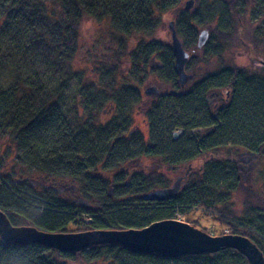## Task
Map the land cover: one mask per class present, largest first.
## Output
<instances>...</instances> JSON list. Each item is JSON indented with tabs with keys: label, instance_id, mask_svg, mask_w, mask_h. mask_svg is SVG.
Instances as JSON below:
<instances>
[{
	"label": "trees",
	"instance_id": "obj_1",
	"mask_svg": "<svg viewBox=\"0 0 264 264\" xmlns=\"http://www.w3.org/2000/svg\"><path fill=\"white\" fill-rule=\"evenodd\" d=\"M183 1L0 0V172L12 154L44 182L33 186L0 175V211L12 226L49 233H70L68 224L77 225L73 233L119 231L197 210L229 226V234L249 239L264 258V62H259L264 0H219V6L212 2L202 12L181 10L175 33L185 51L196 47V26L204 22L216 23L208 38L219 41L206 42L200 58H188L184 69L191 81L181 96L151 95L144 107L141 86L150 78L180 90L174 57L170 45L144 39L131 47L129 38L152 37L163 16ZM86 18L106 21L110 31L101 58L80 70L75 59ZM236 46L251 66L259 62L258 68L224 66L223 50ZM210 63L214 70L193 82L196 68ZM213 90L221 92L219 107L209 109L206 97ZM139 112L147 121L146 139L134 126ZM193 130L202 133L193 135ZM220 132L224 142L237 147L233 134L250 138L226 159H206L174 199L142 200L170 183L156 170L144 173L142 158L175 169L218 149ZM101 172H114L113 179ZM235 194L243 197L240 210L230 198ZM81 257L114 264H247L230 249L169 260L132 255L116 245L65 254L39 245H5L0 239V264H64Z\"/></svg>",
	"mask_w": 264,
	"mask_h": 264
},
{
	"label": "rangeland",
	"instance_id": "obj_2",
	"mask_svg": "<svg viewBox=\"0 0 264 264\" xmlns=\"http://www.w3.org/2000/svg\"><path fill=\"white\" fill-rule=\"evenodd\" d=\"M186 0H184L180 6L179 9L171 11L167 13L166 15L163 16L162 18V25L155 31V33L152 35V37H147L145 35H135L129 38L130 45L131 47L135 44H137L139 41L144 40V39H150V40H155L163 44L170 45L171 43V37H170V30L168 28V24L170 22H173L174 30H175V21L178 17V14L181 10L184 11V3ZM219 0H195L193 7L194 11H201L203 8L208 9L210 4L213 2L215 7L219 6L220 3L218 2ZM216 23H210L207 24L204 22L203 24L197 25L196 26V31L197 33L200 32L201 30H208L209 33H212L211 30L215 27ZM252 25L250 26V28ZM249 28V26H248ZM247 28V29H248ZM249 28V30H250ZM110 31V26L106 21L102 22H96L93 19L86 18L82 21L81 27H80V45H79V50L75 59V66L77 69L80 70H86L90 69L94 63L101 58V53L104 48V43L108 40V33ZM177 36V34H176ZM179 37V36H178ZM177 37V38H178ZM181 41L183 39L181 37L178 38ZM210 41L212 45L214 43H217L219 41L218 37L214 36L213 38H208L206 42ZM206 44V43H205ZM204 44V45H205ZM203 45V47H204ZM210 45V44H209ZM211 45V46H212ZM211 46L208 47L209 50H211ZM202 47V48H203ZM197 49V47L190 48L186 50V53L188 54V57L190 56H195L196 58H200L203 54V50ZM258 47V51L262 50L263 51L259 54V62H264V48ZM243 50L240 49L239 46L236 47H231L226 48V50H223L222 53V60L224 62V66H233L236 64H239L240 66L243 67H254L258 68V63L257 65L251 66V64L246 60V58L243 55ZM126 68L123 67V71H125ZM214 70L212 64H204L202 66H198L196 68V73L194 74L193 82H196L199 80V78L205 74V73H211ZM185 73L187 76H189V80L187 81L185 87H189L190 84L189 82L191 81V73L188 70H185ZM75 87L74 82L70 84L68 90L66 91V94L64 96V100L66 104H69L71 101L73 89ZM147 88H153L156 92L157 95H165L167 96L168 94H172L173 92H182L183 89L180 90H175L172 87H170L167 84L160 83L156 81L154 78H150L147 80L146 83H144L141 86V94L143 96V101L145 103L144 107H147L151 104L152 98L151 95H145L144 90ZM208 97V102L207 105L209 109H212V106L219 107V104L217 103V99L221 96L220 90H213L210 91L209 94L207 95ZM260 126V124H258ZM134 126L136 129H138L145 137L147 138V121L142 112H139L135 117H134ZM258 126L253 127V131H256V134H259L258 132ZM255 129V130H254ZM229 132V131H228ZM193 135L200 134L202 133L201 130H193L191 132ZM222 132H220L221 134ZM179 134V133H178ZM222 137H220L219 143L220 146L218 149L211 151L209 153H206L205 156H202L200 159L193 161L191 163L183 164L180 166H177L175 169H166L158 163L153 160V159H148V158H142V165H143V171L144 173L150 172V170H156L158 173L161 175L165 176L169 180V187L176 182L177 180L181 181V186L183 185L184 181L187 180L189 176H193V174L196 173L198 168L206 161V159L212 157V158H218V159H226L230 157L234 152L241 151L243 148L242 146L245 145V141H249L250 135L245 137V136H240L233 134V137L230 138L235 139V143L237 146H234L232 143H227L224 142L226 139L224 137V133H222ZM236 135V137H234ZM180 135H176V138H178ZM239 137V138H238ZM243 139V140H242ZM4 142V140H1L0 143ZM1 150L3 151V155L6 158L8 154L7 150L4 149V145L1 146ZM12 154L8 158L5 159V167L3 170L0 172L1 178H5L7 175H12V180H23V181H29L30 183L33 184V186H37L39 184H43V179H41L37 174L33 172H29L23 168L20 167V165L15 161L14 159L11 158ZM100 175L102 177H105L107 179H113L114 172H101ZM259 175V174H258ZM45 187L50 186L48 183H45ZM231 196V195H230ZM229 196V197H230ZM231 201H233L235 209L240 210L242 206V196L241 195H234L233 199L232 196L230 197ZM185 220L187 222H194L196 225V228L205 232L206 234L210 236H221L224 234H229V226H227L224 223H220L216 221L212 217H208L203 215L201 212L197 210H191L188 213L185 214L184 216ZM77 228V225L74 224H68L66 229L67 231H70V233H73V231ZM39 230L47 232V229H42L40 228ZM51 258L54 259V256L51 255ZM64 264H114V263H109L106 260H97V261H89L85 260L83 257L78 258L75 261H65L62 262ZM187 264V263H185ZM189 264H197L196 262H191Z\"/></svg>",
	"mask_w": 264,
	"mask_h": 264
},
{
	"label": "water",
	"instance_id": "obj_3",
	"mask_svg": "<svg viewBox=\"0 0 264 264\" xmlns=\"http://www.w3.org/2000/svg\"><path fill=\"white\" fill-rule=\"evenodd\" d=\"M194 0L184 3V11L193 7ZM171 37V49L174 57V68L178 77V85L183 89L189 80L184 67L188 54L177 38L173 22L168 24ZM208 39V30H201L197 36V49H201ZM145 95H157L153 88L144 90ZM179 97L181 91L174 93ZM181 188L177 180L170 187L150 191L142 197L147 202H165L174 199ZM0 239L5 245L29 246L39 245L60 253L75 254L89 246L116 245L125 252L144 256L155 254L169 260L183 256L215 254L221 250H234L243 256L247 264H264V258L258 248L247 238L239 235L210 236L205 232L175 220L154 222L142 229L97 230L80 233H49L34 227H14L3 212L0 211Z\"/></svg>",
	"mask_w": 264,
	"mask_h": 264
},
{
	"label": "built area",
	"instance_id": "obj_4",
	"mask_svg": "<svg viewBox=\"0 0 264 264\" xmlns=\"http://www.w3.org/2000/svg\"><path fill=\"white\" fill-rule=\"evenodd\" d=\"M175 220H177L179 222H184L185 221L184 217L182 215H180V214H177L175 216Z\"/></svg>",
	"mask_w": 264,
	"mask_h": 264
}]
</instances>
